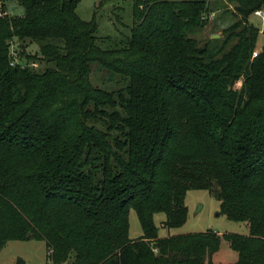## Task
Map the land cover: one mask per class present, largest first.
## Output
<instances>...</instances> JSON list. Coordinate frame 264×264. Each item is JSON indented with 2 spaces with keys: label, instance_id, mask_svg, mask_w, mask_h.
<instances>
[{
  "label": "trees",
  "instance_id": "1",
  "mask_svg": "<svg viewBox=\"0 0 264 264\" xmlns=\"http://www.w3.org/2000/svg\"><path fill=\"white\" fill-rule=\"evenodd\" d=\"M7 1L0 251L33 238L53 264H212L220 237L160 238L154 223L162 213V227H181L186 193L204 190L248 224L247 236L223 235L233 264H264V45L254 56L259 30L249 22L264 0H130V33L117 42L78 17L81 0H15L22 15ZM216 4L234 21L200 43V16L216 18ZM15 43L20 64L11 66ZM95 71L117 86L94 85Z\"/></svg>",
  "mask_w": 264,
  "mask_h": 264
},
{
  "label": "rangeland",
  "instance_id": "2",
  "mask_svg": "<svg viewBox=\"0 0 264 264\" xmlns=\"http://www.w3.org/2000/svg\"><path fill=\"white\" fill-rule=\"evenodd\" d=\"M10 15L23 14V8L14 2L7 1ZM219 4L214 7L216 18L208 21L207 26L198 31L194 38L200 43L215 36L220 38L222 30L230 25L234 18L229 13L226 14ZM76 14L85 21L92 20L96 23V37L107 38L120 41L129 36L132 25V2L130 0H81L76 6ZM264 16V11H262ZM249 22L259 30L257 44L254 50L255 56L260 53L264 45V18L253 14ZM110 44H102V48L109 47ZM17 44L13 45L16 50ZM37 47L27 45L25 51L33 53ZM37 64L34 68H37ZM109 76L100 71H95L91 75V81L99 87H116V80H109ZM185 206L187 208V219L185 223L174 229L162 227L165 219L164 214L158 213L154 216V223L158 228L160 238L179 236L185 234L211 233L221 238L219 251L212 257V264H233L237 259V254L230 248L229 243L223 239L224 234L247 236L249 233L246 222H234L229 220L220 210V202L208 191L190 190L185 195ZM130 239H137L142 235V230L138 217L133 209L128 214ZM46 245L43 241L29 239L26 241H9L0 251V264H17L19 259L25 264H53L48 258Z\"/></svg>",
  "mask_w": 264,
  "mask_h": 264
},
{
  "label": "built area",
  "instance_id": "3",
  "mask_svg": "<svg viewBox=\"0 0 264 264\" xmlns=\"http://www.w3.org/2000/svg\"><path fill=\"white\" fill-rule=\"evenodd\" d=\"M255 15L256 16H259L260 18H264L263 14H262V11H257L255 12ZM215 18V12H210V13H203L201 16H200V19L201 20H207V21H210V20H213ZM255 56V54H253ZM20 64L19 62V56H18V53L13 49V47L10 49V65L11 66H15V65H18ZM30 66L32 67H35L36 64H31ZM50 254V252H48V255Z\"/></svg>",
  "mask_w": 264,
  "mask_h": 264
},
{
  "label": "crops",
  "instance_id": "4",
  "mask_svg": "<svg viewBox=\"0 0 264 264\" xmlns=\"http://www.w3.org/2000/svg\"><path fill=\"white\" fill-rule=\"evenodd\" d=\"M15 3H17L15 0H14ZM22 15V14H21Z\"/></svg>",
  "mask_w": 264,
  "mask_h": 264
},
{
  "label": "water",
  "instance_id": "5",
  "mask_svg": "<svg viewBox=\"0 0 264 264\" xmlns=\"http://www.w3.org/2000/svg\"><path fill=\"white\" fill-rule=\"evenodd\" d=\"M215 38H217V36H215Z\"/></svg>",
  "mask_w": 264,
  "mask_h": 264
}]
</instances>
